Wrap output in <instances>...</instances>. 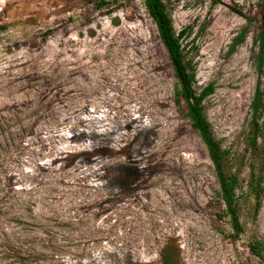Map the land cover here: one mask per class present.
Segmentation results:
<instances>
[{"label": "rangeland", "instance_id": "rangeland-1", "mask_svg": "<svg viewBox=\"0 0 264 264\" xmlns=\"http://www.w3.org/2000/svg\"><path fill=\"white\" fill-rule=\"evenodd\" d=\"M164 1L176 33L191 28L194 88L214 85L204 112L239 175L244 232L232 237L144 0H0V264H262L248 242L264 241V192L255 213L249 186L264 4Z\"/></svg>", "mask_w": 264, "mask_h": 264}, {"label": "trees", "instance_id": "trees-1", "mask_svg": "<svg viewBox=\"0 0 264 264\" xmlns=\"http://www.w3.org/2000/svg\"><path fill=\"white\" fill-rule=\"evenodd\" d=\"M94 2L98 9L109 8L112 5L130 0H90ZM213 5L219 3V0H211ZM264 4V0H262ZM150 17L157 26L158 34L168 51L171 64L177 77L176 95L179 101H184L187 105V116L193 127L198 130L200 137L206 145L209 156L214 164L215 175L219 184V195L225 205L224 213L228 217L232 227V237L238 239L244 232L240 219V208L237 200L236 190L239 187V175L233 172L229 166V151L223 149L220 142L216 139L211 123L205 112L203 101L213 93L214 85L210 84L200 92L194 88L196 78L195 67L188 59L186 46L183 44V37L191 32V28H185L176 33L173 25V19L169 7L164 0H144ZM112 7L108 10L113 11ZM249 24L247 23L242 30L234 37L229 46L228 55L237 51L247 37ZM209 26L207 21L200 32L206 31ZM7 29V25L0 24V33ZM255 50L253 52V61L258 73L256 90L251 101V122L249 146L252 149L251 180L249 183L250 193L254 195L256 201L254 204L255 213L262 207L264 192V87L262 77L264 75V10L262 12L261 23L258 33L254 40ZM40 48V47H38ZM263 140V141H261ZM131 169V166L124 167L125 171ZM110 170H115L109 166L106 175ZM132 170V169H131ZM143 170L140 169V174ZM139 174V175H140ZM105 175V176H106ZM81 178V177H80ZM110 183V182H109ZM111 184V183H110ZM251 253L260 259L264 264V241L257 236H253L248 242ZM166 262L171 260L169 254L165 257Z\"/></svg>", "mask_w": 264, "mask_h": 264}]
</instances>
